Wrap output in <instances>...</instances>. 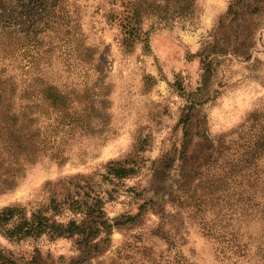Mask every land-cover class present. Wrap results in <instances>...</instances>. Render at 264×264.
<instances>
[{
  "label": "rangeland",
  "instance_id": "374dc122",
  "mask_svg": "<svg viewBox=\"0 0 264 264\" xmlns=\"http://www.w3.org/2000/svg\"><path fill=\"white\" fill-rule=\"evenodd\" d=\"M175 3L0 0V38L29 6L0 66L40 104L35 156L0 164V213L18 208L0 264H264V0L237 17L236 0H195L153 25ZM136 10L148 33L131 39ZM38 215L46 231L20 237ZM72 223L85 234L53 232Z\"/></svg>",
  "mask_w": 264,
  "mask_h": 264
},
{
  "label": "trees",
  "instance_id": "16d2710c",
  "mask_svg": "<svg viewBox=\"0 0 264 264\" xmlns=\"http://www.w3.org/2000/svg\"><path fill=\"white\" fill-rule=\"evenodd\" d=\"M176 3L172 8L162 9L163 12H167L164 18H161L157 21L153 22L154 24H162L163 22H168L172 18L178 17H189L191 16L196 7L195 0H174ZM244 0H236V3L232 6L230 10V14L236 15L237 11H235V4L243 3ZM26 8L29 6H23L22 12L19 14H10L8 16L7 21H4V25H2L3 32L2 38H0V63L3 65L6 64L8 59L13 58L16 54L23 50L26 39H22L21 34L22 31L19 30L22 28L20 26L17 30L11 31L14 26L20 24V22H24L22 17L25 15ZM159 7H156V11H159ZM248 11L244 10L243 13L252 14L255 12L256 7L253 4L248 5ZM32 12V11H31ZM139 12L136 10L135 14ZM30 13V11H28ZM34 16L37 14V11L32 13ZM7 18V17H6ZM30 18V17H29ZM38 17L31 18L32 22L36 20ZM129 21H127V30L129 33V37L131 39L138 38L140 39L143 33H148V31L143 32V27L141 26L142 20H140L138 13L136 17H129ZM27 20V19H26ZM164 20V21H163ZM28 26V25H27ZM33 27V26H32ZM16 32V34H13ZM7 33V38H6ZM6 38V39H5ZM3 39V40H2ZM16 76L13 74H7L6 67L0 66V164L2 162V157L5 153L12 152V155L16 158H22L23 160H31L36 154L37 148V138L39 136L38 131L40 128H36V124L40 120V117L37 115V111H35L40 104L37 102V95L35 94L36 88L35 85H30V89H24L21 92L19 84L16 82ZM36 73H34L31 77V81L35 80ZM38 79V78H36ZM27 98L26 104H22V100ZM56 97L50 95L49 97H44L45 105L49 108L50 106L56 105ZM28 102V103H27ZM40 110V109H39ZM24 111V112H23ZM191 116L188 115L185 120V133H184V147H187V142L189 141L190 133L187 130V127L190 125ZM183 152H186L183 150ZM264 156V153H261ZM12 156H8L7 159L11 161H15L16 159ZM253 169V168H252ZM117 175H121L122 172H125L123 168L114 169ZM250 170V169H249ZM5 171V169H4ZM255 173L258 175L254 181L259 178L262 179L259 185L262 183V191L264 193V178L262 174H259L255 170ZM4 174H7L4 173ZM259 185H253V189L258 191ZM256 195V193L254 194ZM255 209L254 206L250 207V210ZM18 212L17 207H8L0 213V220H8L15 216L14 213ZM39 212V211H38ZM264 212V207L262 209ZM36 214H33L35 216ZM47 221L44 217L36 216L35 220L30 224L28 221H24L23 224L19 225L17 229L19 230L20 237L29 236V235H38L46 231L47 229ZM53 232L57 235L61 236L66 233L70 234H85L86 230L81 229L80 226H75L73 223L69 225H61L60 227H56L53 229Z\"/></svg>",
  "mask_w": 264,
  "mask_h": 264
}]
</instances>
